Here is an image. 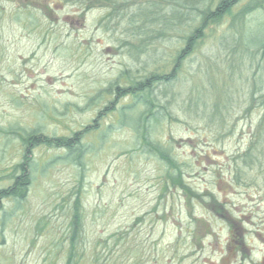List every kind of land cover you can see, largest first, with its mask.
Listing matches in <instances>:
<instances>
[{
    "label": "rangeland",
    "instance_id": "rangeland-1",
    "mask_svg": "<svg viewBox=\"0 0 264 264\" xmlns=\"http://www.w3.org/2000/svg\"><path fill=\"white\" fill-rule=\"evenodd\" d=\"M181 1L0 0V190L13 184L24 130L91 126L79 162L33 148L26 195L1 200L0 264H67L77 200L72 264H264V0L236 22L251 1L238 0L176 78L153 86L163 107L145 127L128 123L144 102L115 89L171 74L191 31L172 13Z\"/></svg>",
    "mask_w": 264,
    "mask_h": 264
},
{
    "label": "trees",
    "instance_id": "trees-1",
    "mask_svg": "<svg viewBox=\"0 0 264 264\" xmlns=\"http://www.w3.org/2000/svg\"><path fill=\"white\" fill-rule=\"evenodd\" d=\"M92 0H84V4L88 7ZM97 1V0H96ZM190 0H182L180 2L181 8L180 10L174 9L172 11L174 17L180 21L179 26H183L189 23L190 32L188 33L184 46L180 49L177 57L175 58V63L173 65V70L171 74H162L158 72H152L150 75L145 77L144 79L133 82L131 85L126 87H121L116 84V90L118 91V95H129L131 94L134 97V100L142 101L146 105L145 111L140 113L139 116H136L134 121H130L128 123H133V126L137 129H141V127H145L144 120H147L149 116H154L160 113L158 108L163 107L160 104H157L152 97L153 86L161 81L171 82L176 76L175 73L179 71L182 66L183 60L189 54H191L198 43L205 37L206 30L212 26L220 22L226 15L231 14L233 12L234 6L238 3V0H194L195 2H189ZM258 0H251L243 5V7L238 11L237 14H234V20L237 22V19H242L243 16L248 13L256 10L259 6L261 7L262 2H257ZM99 4L107 5L111 8L115 5V0H98ZM199 3V4H197ZM201 5V6H200ZM200 6V7H199ZM185 10L186 12L182 11ZM196 10V11H194ZM201 11V12H199ZM139 13L137 15H141ZM143 15H146L143 10ZM200 18L198 24L192 26V24L197 22V19ZM169 20V19H167ZM167 20H165L167 22ZM170 22V21H169ZM174 25V23H173ZM254 42V41H253ZM122 75H126V71L122 72ZM131 106L126 105L122 106L119 109V117L120 112H130ZM102 115V111L99 112L98 117ZM156 117V116H154ZM158 119V118H157ZM149 120V119H148ZM96 121V120H95ZM120 124L121 123L119 120ZM264 124V117L261 121V125ZM93 127V126H92ZM88 129L91 128L87 127ZM85 128L83 131L75 132L71 136H51L45 134L43 131L35 129L32 131L24 130V133L21 134L23 140V148L24 152L22 154V159L17 165L14 166L13 171V184L7 188H3L0 190V211L2 209L1 200L6 197H14L19 201L20 198L26 195L28 186L31 182V175L29 173L31 165L33 164L32 150L38 145H46L49 147L56 148H65L74 154V161L79 162V159L84 152V144L82 143L83 134L88 129ZM90 130V129H89ZM142 135V134H141ZM142 139L144 147H147L149 152H154L158 154L163 160H167L170 163L174 161L172 158L168 157L167 150L162 146V144L154 142L150 139L146 134H143ZM143 147V148H144ZM81 209L79 201H76L73 213V229L72 234L70 236V252L67 260V264H72L73 262L78 263L80 260L79 256V236L81 230ZM99 263V259H98ZM102 264V263H99Z\"/></svg>",
    "mask_w": 264,
    "mask_h": 264
}]
</instances>
